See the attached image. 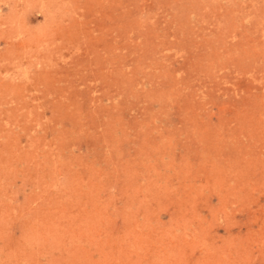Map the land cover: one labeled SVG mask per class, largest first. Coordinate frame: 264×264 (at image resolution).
Instances as JSON below:
<instances>
[{"label": "rangeland", "instance_id": "374dc122", "mask_svg": "<svg viewBox=\"0 0 264 264\" xmlns=\"http://www.w3.org/2000/svg\"><path fill=\"white\" fill-rule=\"evenodd\" d=\"M0 264H264V0H0Z\"/></svg>", "mask_w": 264, "mask_h": 264}]
</instances>
